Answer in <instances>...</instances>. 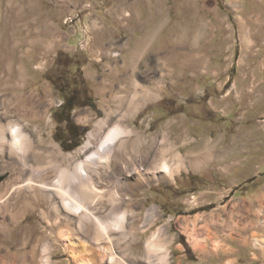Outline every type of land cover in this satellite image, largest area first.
<instances>
[{
	"label": "rangeland",
	"instance_id": "374dc122",
	"mask_svg": "<svg viewBox=\"0 0 264 264\" xmlns=\"http://www.w3.org/2000/svg\"><path fill=\"white\" fill-rule=\"evenodd\" d=\"M27 99L41 106L23 121L48 160L51 143L79 154L101 120L144 100L131 124L170 133L185 164L128 191L134 257L161 237L169 264H264V0H0V108ZM5 161L0 187L14 175ZM18 191L0 200V264H81L60 237L76 218Z\"/></svg>",
	"mask_w": 264,
	"mask_h": 264
},
{
	"label": "bare ground",
	"instance_id": "6f19581e",
	"mask_svg": "<svg viewBox=\"0 0 264 264\" xmlns=\"http://www.w3.org/2000/svg\"><path fill=\"white\" fill-rule=\"evenodd\" d=\"M29 100L26 106H2V112L0 108V155L15 175L0 187V192H5L0 196L1 202L10 205L6 197L22 187L31 192L38 189L55 202L58 216L75 217L76 228L60 234L69 241V250L74 251L75 245H79L80 253L73 255L75 262L101 264L105 250L110 254V264H169L164 247L166 239L161 237L147 242L141 258L131 252L138 240V230L135 226L137 211L128 191L173 175L185 164L186 158L170 133H158L148 139L131 124V117L138 114L146 100L118 113L116 122H111V114L101 120L89 133L79 154H65L51 143L54 150L50 160L48 151L42 150L41 142L29 131L28 122L23 121V118L31 120L43 116L37 112L41 106ZM13 107L22 116L10 118ZM40 160H46V165L43 163L37 168ZM50 170L56 173L52 181L46 176ZM16 175L20 179L25 177L20 189L14 184L19 180ZM100 213L106 215L101 217ZM192 238L199 242L197 237Z\"/></svg>",
	"mask_w": 264,
	"mask_h": 264
},
{
	"label": "trees",
	"instance_id": "16d2710c",
	"mask_svg": "<svg viewBox=\"0 0 264 264\" xmlns=\"http://www.w3.org/2000/svg\"><path fill=\"white\" fill-rule=\"evenodd\" d=\"M62 106H68L69 111L72 112L73 109H74L75 104H73V102L71 101V99H69L65 103H63ZM66 121H67V124H68V126H69L70 129L72 127L76 128V129H81V128H79V126L73 125L71 116H68L67 119H66ZM82 134H84V133H82Z\"/></svg>",
	"mask_w": 264,
	"mask_h": 264
}]
</instances>
